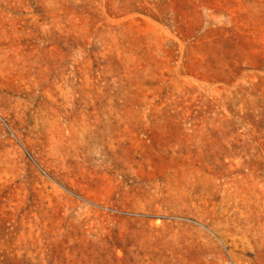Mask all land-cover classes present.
I'll return each instance as SVG.
<instances>
[{
  "label": "rangeland",
  "instance_id": "374dc122",
  "mask_svg": "<svg viewBox=\"0 0 264 264\" xmlns=\"http://www.w3.org/2000/svg\"><path fill=\"white\" fill-rule=\"evenodd\" d=\"M132 10L0 0V264H264V0Z\"/></svg>",
  "mask_w": 264,
  "mask_h": 264
},
{
  "label": "trees",
  "instance_id": "16d2710c",
  "mask_svg": "<svg viewBox=\"0 0 264 264\" xmlns=\"http://www.w3.org/2000/svg\"><path fill=\"white\" fill-rule=\"evenodd\" d=\"M125 1H128L129 9H133L132 12H138L150 16H163V11L168 7V4L177 2V0H123V2ZM144 5L152 6L155 12H153V9H149Z\"/></svg>",
  "mask_w": 264,
  "mask_h": 264
}]
</instances>
